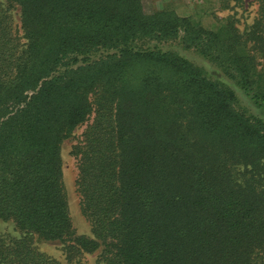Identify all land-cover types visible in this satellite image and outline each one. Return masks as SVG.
<instances>
[{"label": "trees", "instance_id": "obj_1", "mask_svg": "<svg viewBox=\"0 0 264 264\" xmlns=\"http://www.w3.org/2000/svg\"><path fill=\"white\" fill-rule=\"evenodd\" d=\"M4 1L23 35L0 2V218L25 233L0 241V264H61L35 238L69 258L103 247L104 264H264V118L162 47L198 52L264 112V0L243 33L143 0ZM85 122L72 154L91 235L61 155Z\"/></svg>", "mask_w": 264, "mask_h": 264}, {"label": "rangeland", "instance_id": "obj_2", "mask_svg": "<svg viewBox=\"0 0 264 264\" xmlns=\"http://www.w3.org/2000/svg\"><path fill=\"white\" fill-rule=\"evenodd\" d=\"M0 2L12 16L14 27L18 30V34L22 36L20 7L10 6L4 0H0ZM143 4L147 12L166 7L173 8L181 16H190L194 20L200 21L206 28L213 30H218L224 24V21L230 18V21L235 23L241 33L247 31L252 25L258 11L257 0H143ZM162 47L167 50L177 51L202 66L210 76L226 83L234 90L241 108L249 114L264 118V112L254 104L251 98L221 68L203 58L198 52L184 49L179 42L166 43ZM86 126L87 122L78 126L63 141L61 155L63 161V183L73 225L79 234L91 235V224L82 213L81 196L77 187L78 160L72 154L73 146L81 138ZM24 233L25 230L19 227L13 219L0 218V241L4 240L9 243L22 237ZM34 245L61 264H104L101 259L103 247L92 253L69 258L63 243L60 241L35 238Z\"/></svg>", "mask_w": 264, "mask_h": 264}]
</instances>
